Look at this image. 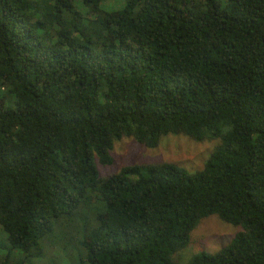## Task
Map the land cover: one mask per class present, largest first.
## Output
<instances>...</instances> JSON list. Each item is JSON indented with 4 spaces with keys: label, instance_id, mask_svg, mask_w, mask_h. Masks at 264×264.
<instances>
[{
    "label": "trees",
    "instance_id": "1",
    "mask_svg": "<svg viewBox=\"0 0 264 264\" xmlns=\"http://www.w3.org/2000/svg\"><path fill=\"white\" fill-rule=\"evenodd\" d=\"M0 0V264L55 240L76 264H264V0ZM218 140L202 169L129 165L122 138Z\"/></svg>",
    "mask_w": 264,
    "mask_h": 264
},
{
    "label": "rangeland",
    "instance_id": "2",
    "mask_svg": "<svg viewBox=\"0 0 264 264\" xmlns=\"http://www.w3.org/2000/svg\"><path fill=\"white\" fill-rule=\"evenodd\" d=\"M121 5L122 0H107L102 7L113 9ZM217 143L218 140L197 142L183 135H168L161 138L156 148L148 149L133 138H122L113 144L110 151L112 164L102 166L96 162V165L103 178L125 166L159 163H171L192 173L202 169ZM239 230V227L224 223L215 215L206 217L190 234L188 246L174 255V260L176 264H187L196 253H214L226 246ZM53 240L55 243L47 244V251L41 258L28 264H76L79 255L77 244L74 241ZM0 242H5L1 234Z\"/></svg>",
    "mask_w": 264,
    "mask_h": 264
}]
</instances>
